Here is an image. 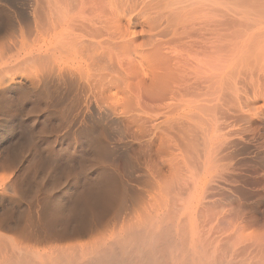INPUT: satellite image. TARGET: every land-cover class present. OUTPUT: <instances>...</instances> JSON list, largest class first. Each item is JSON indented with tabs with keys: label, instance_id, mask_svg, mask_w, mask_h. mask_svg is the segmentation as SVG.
<instances>
[{
	"label": "bare ground",
	"instance_id": "1",
	"mask_svg": "<svg viewBox=\"0 0 264 264\" xmlns=\"http://www.w3.org/2000/svg\"><path fill=\"white\" fill-rule=\"evenodd\" d=\"M0 264H264V0H0Z\"/></svg>",
	"mask_w": 264,
	"mask_h": 264
}]
</instances>
